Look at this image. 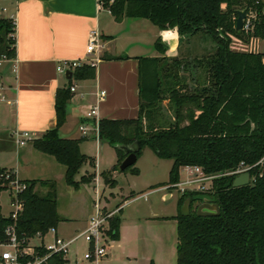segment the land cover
<instances>
[{"label":"trees","instance_id":"trees-1","mask_svg":"<svg viewBox=\"0 0 264 264\" xmlns=\"http://www.w3.org/2000/svg\"><path fill=\"white\" fill-rule=\"evenodd\" d=\"M103 1L116 21L146 19L160 31L176 29L181 38L202 35L212 45L202 56L169 58L159 39L155 47L164 56L138 58L139 117L98 122L97 138L119 156L113 171L127 157L118 147L136 142L141 147L138 159L149 148L158 158L173 161L168 185L180 181L182 168H202L216 178L208 192H187L177 202L178 215L173 218L177 221V264H264V53L233 46L235 38L236 46L264 40V0ZM239 10L256 14L253 32L237 30ZM15 33L14 23L1 18L0 47L8 59L15 58ZM96 76L95 64L75 68L69 84L57 92V127L31 141L37 151L66 168L65 182L76 190L85 180L75 181V177L89 159L81 153L80 141L61 138L59 129L66 122L73 83ZM165 101L174 115L172 121L163 114ZM133 167L128 169L138 175L139 170ZM240 168H248L251 179L248 185L235 188L238 175H221ZM7 170L0 168V195L8 190L1 178ZM102 176L106 184L112 182L106 173ZM24 182L29 187L20 194L24 209L17 222L4 217L0 207V242L6 240V229L13 224L26 246L37 234L46 235L61 222L55 182ZM38 183L49 188L46 195L35 192ZM204 198L219 205V216L197 215ZM187 200L190 213L184 216L182 208ZM120 224L119 216L110 222L113 241L120 238ZM36 251L46 254L42 247ZM43 264H67V260L55 254Z\"/></svg>","mask_w":264,"mask_h":264},{"label":"crops","instance_id":"crops-1","mask_svg":"<svg viewBox=\"0 0 264 264\" xmlns=\"http://www.w3.org/2000/svg\"><path fill=\"white\" fill-rule=\"evenodd\" d=\"M99 1L0 0V3H5L0 7V17L9 19L14 16L16 25L15 58L0 60V168L13 170L21 180H29L28 177L23 179L21 174L25 163L34 160L40 163L41 158L31 150H26L29 157L25 155L26 152L24 156L19 150L57 127V92L69 84L68 72L63 75L57 70L60 63L81 61L83 64L96 65L97 76L94 80L73 83L76 92L72 93L73 97L67 104L66 122L60 127L59 135L64 139L80 141L81 153L92 159L80 171L84 172L83 175L87 172L99 175L101 183V175L117 166L119 156L115 150L113 159L110 157L109 164L104 167L106 169H102V152L113 148L97 138V122L104 119H137L140 111L138 58L164 56L155 47L159 39L167 49L166 53L179 50L180 39L176 29L160 31L156 28L148 35L146 31L150 28L142 24V21L148 20L125 17L116 21L109 10L99 7ZM4 7L7 8L5 16L1 13ZM93 30L99 32L104 47L99 53L88 56L89 34ZM102 92L104 96L100 97ZM92 109H95V115L88 117ZM82 126L88 130L87 135L81 131ZM24 134H28L30 139L21 146L18 141ZM94 147L95 160L92 155ZM183 172L184 168L180 171V177ZM42 180L48 181L45 178ZM89 185L94 187V183ZM130 190L127 196L136 192ZM125 194L120 188L117 193L111 192V200L107 199L106 202L110 207L120 197L126 199ZM163 199L169 201L173 196L165 194ZM122 202L115 203L110 209ZM128 202L130 205L134 201ZM91 204L93 208L94 199ZM125 208L119 215L121 241H112L107 256L99 262H92L177 264V221L173 219L178 215L177 201L175 209L168 215L153 210L145 214H139L137 210L131 214L126 213ZM93 213L86 218L81 232L87 228ZM61 223H64L62 219L55 228L57 236L70 239L77 235L60 230ZM161 233L169 237V243H157L155 238ZM48 236H45L44 242ZM114 243L119 244L116 251ZM68 255L65 257L67 264L71 263Z\"/></svg>","mask_w":264,"mask_h":264},{"label":"rangeland","instance_id":"rangeland-1","mask_svg":"<svg viewBox=\"0 0 264 264\" xmlns=\"http://www.w3.org/2000/svg\"><path fill=\"white\" fill-rule=\"evenodd\" d=\"M5 3H0V7L4 6ZM2 15H6L5 12H2ZM144 26L150 28L145 33L151 35L152 32L156 30V26L152 25L150 21H142ZM143 26V25H141ZM158 29V28H157ZM154 30V31H153ZM8 38H11V34ZM205 38L202 35L197 36H186L180 40L179 50H171L167 52V56L169 58H187V57H195V56H202L210 52L212 49L211 42H204ZM237 39L233 40V46L239 47L241 46V50H245L247 52H264V40L251 41L249 43L240 42L236 46ZM257 42V43H256ZM11 43L9 42V46ZM3 48L0 47V60H3L2 50ZM169 103L165 101L163 103V114L167 117L168 120L172 121L174 115L172 111L169 110ZM113 148V147H110ZM26 150H31V152H35V156L41 158L40 163L37 160L31 161L29 163H25L22 177L23 179H28L26 181H32V179H48V181H53L56 184L57 190V198H58V211L61 219L64 223H61L59 229L67 234H78L81 232L85 227V221L88 215H90L94 210L92 208V200L95 199V190L94 187H91L89 184L95 183V180L99 175L95 173H86L83 175V171L75 177V181H81L84 178L85 183H81L80 190H76L71 186H68L65 182L64 172L66 168L63 165L57 163L53 157L39 153L36 151L30 143L27 147L22 148L19 150L21 154L24 155ZM115 149H109L106 152H102V165L103 170L106 169L105 165H108L111 157L113 159ZM116 152V151H115ZM93 158L96 155L95 147L92 151ZM25 155L29 157V154L26 152ZM24 155V156H25ZM32 158V157H31ZM88 162L90 163L91 158L88 156ZM95 160V158H94ZM37 161V162H36ZM173 161L171 160H162L158 158L152 150L149 148H145L142 151L141 157L139 161L134 165V169L140 170L139 175H134L131 169L127 171H121L120 168L114 173L113 170L110 172H106L107 178L114 183L112 186V182L110 184H106L105 179L102 177L103 182L100 183V191L103 194V201L102 207H107L108 209L112 208L115 203L122 202L123 200H131L132 198L139 197L144 193H150L148 199H139L130 203L125 208L126 213L135 214L138 211L139 214L149 213L151 210L161 213L162 215H168L173 212L176 206V201L178 202L179 198L183 195L179 189H170V190H160L161 188L168 185L169 182V172L172 167ZM31 179V180H30ZM181 179H186V171L182 173ZM118 183V187H117ZM150 185H152L150 187ZM205 190L211 188L212 182L209 180L204 183ZM116 187V188H115ZM120 188H123L125 191V195L127 196L128 192H131L130 189L136 190L135 194L130 193L126 199L119 198L115 202H112L111 206L109 207L106 200H111L110 194L111 192L117 193L119 192ZM160 190V191H155ZM196 190V187H194ZM205 190L201 189V192H205ZM49 191V188L41 185L38 183L35 188V192L40 195H46ZM197 192V191H194ZM165 194H171L173 196L172 200H164L163 196ZM11 196L10 193L4 191L0 195V207L1 211L4 215H10L12 207L10 205ZM198 205V204H197ZM92 210V212H91ZM157 231V230H156ZM162 235H158L155 239L157 243L162 244L169 243L170 239L165 233H161ZM173 239V236H172ZM52 241V237L49 235L45 242L50 243ZM118 241H121L120 239ZM31 247L39 246L41 244V240L38 237L29 241ZM87 243L83 238L79 239L77 242L73 243L70 247V253L68 257L71 259V263L69 264H95L92 261L85 260L84 255L86 254L88 248ZM119 244L114 243V249L117 250V246ZM8 247L0 246V253L4 250H8ZM176 261V259H175ZM117 264V262L115 263ZM121 264V263H120Z\"/></svg>","mask_w":264,"mask_h":264},{"label":"built area","instance_id":"built-area-1","mask_svg":"<svg viewBox=\"0 0 264 264\" xmlns=\"http://www.w3.org/2000/svg\"><path fill=\"white\" fill-rule=\"evenodd\" d=\"M3 1V0H2ZM114 1H111L110 4H113ZM99 7L101 9H107L105 7L104 1H99ZM109 10V9H107ZM2 12H7V8H1ZM110 12V10H109ZM111 13V12H110ZM1 19V17H0ZM15 25L14 16L9 18ZM257 16L256 14L251 11L247 12V17L244 20L242 30L245 33L253 32L254 30V22L256 21ZM16 26V25H15ZM104 45L101 41L100 34L97 30H93L89 34L88 46H87V55L93 56L99 53L103 49ZM8 59L6 56L3 59ZM83 63L81 61L75 62H62L58 65V72L61 74H66L67 72H72L73 70ZM73 78V77H72ZM71 92H76V86L71 87ZM104 93L100 94V97H103ZM95 109L88 114V117H93L95 115ZM81 131L84 135H87L88 130L86 127L82 126ZM96 132L98 136V122L96 124ZM30 139L28 134H24L22 138L18 141L19 145L24 146L26 142ZM186 171V179L182 180L180 177V181L173 185H167L160 190L166 191L170 189H179L183 194L187 192H201V189L205 190L204 183L207 181H213L216 177L207 175L202 168L193 166V167H184V172ZM248 168H240L238 171L231 173V174H223L221 176L233 175L236 174L238 176L247 173ZM1 178L6 183L8 188V192L11 196L10 205L12 210L10 212L9 217L12 219L14 223L17 222L20 214L23 212L24 209V202L20 198V194H22L29 185L21 180L17 173L13 170H7L2 174ZM251 179V178H250ZM196 187V190H194ZM212 188V186H211ZM211 188L205 190L208 192ZM95 189V199H94V213L90 217L87 228L83 231L75 235L70 239H65L56 235V229L50 228L46 235L52 236V241L50 243L44 242L45 236L42 234H37L41 240V244L39 246L31 247L29 241L27 245L23 246L22 242L19 240L15 228V224L10 225L6 229V240L0 242V246L8 247V250H4L0 253V264H43L45 263L49 257L52 255H63L66 257L70 252V247L73 243L77 242L79 239L83 238L85 242L88 244V250L84 255L85 260L99 262L102 258L106 257L108 254V248L112 243V238L110 235L111 227L110 222L115 217L119 216L122 210L129 204L128 200L122 202L121 204L117 205L113 209H108L107 207H102L103 201V194L100 191V179L97 177L94 183ZM156 190V191H160ZM150 193L144 194L139 197L132 198L130 202L139 200V199H147ZM32 240V239H31ZM24 242V241H23ZM44 248L46 250L45 255H40L39 252L36 251V248ZM31 258V259H28Z\"/></svg>","mask_w":264,"mask_h":264},{"label":"water","instance_id":"water-1","mask_svg":"<svg viewBox=\"0 0 264 264\" xmlns=\"http://www.w3.org/2000/svg\"><path fill=\"white\" fill-rule=\"evenodd\" d=\"M238 18L236 20V28L237 30H242L244 20L247 17V10H239L237 11ZM179 39L182 38L179 36ZM73 77L72 72L67 73V79L71 80ZM140 144L136 142L130 147L126 146H119L118 149L122 150L125 154H127V157L122 162L120 166L121 171H125L128 168L134 166L137 163L138 157L137 152L140 150ZM250 173H244L234 180L233 187L239 188L246 186L250 183ZM190 213V200H187L182 208V214L184 216L189 215ZM221 213L220 207L218 204L211 202L208 198H204L203 202L198 206L197 208V215L200 217H215L219 216Z\"/></svg>","mask_w":264,"mask_h":264}]
</instances>
